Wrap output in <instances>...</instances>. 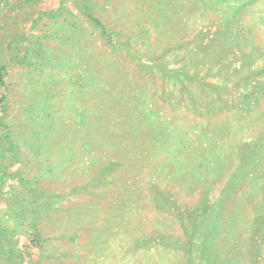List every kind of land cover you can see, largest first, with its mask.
<instances>
[{
    "label": "rangeland",
    "instance_id": "1",
    "mask_svg": "<svg viewBox=\"0 0 264 264\" xmlns=\"http://www.w3.org/2000/svg\"><path fill=\"white\" fill-rule=\"evenodd\" d=\"M0 264H264V0H0Z\"/></svg>",
    "mask_w": 264,
    "mask_h": 264
}]
</instances>
